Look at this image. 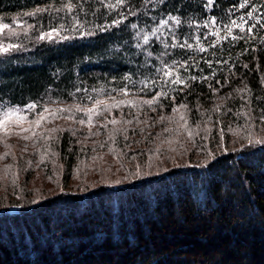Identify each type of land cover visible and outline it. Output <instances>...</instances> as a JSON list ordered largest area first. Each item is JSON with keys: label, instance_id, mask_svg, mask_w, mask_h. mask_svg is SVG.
I'll use <instances>...</instances> for the list:
<instances>
[{"label": "trees", "instance_id": "16d2710c", "mask_svg": "<svg viewBox=\"0 0 264 264\" xmlns=\"http://www.w3.org/2000/svg\"><path fill=\"white\" fill-rule=\"evenodd\" d=\"M149 1L0 0V21L23 23L0 54V116L114 109L30 145L56 174L0 192V264H264V0H154L180 42L146 51ZM212 19L199 49L192 26Z\"/></svg>", "mask_w": 264, "mask_h": 264}, {"label": "rangeland", "instance_id": "374dc122", "mask_svg": "<svg viewBox=\"0 0 264 264\" xmlns=\"http://www.w3.org/2000/svg\"><path fill=\"white\" fill-rule=\"evenodd\" d=\"M153 1L151 0L145 5L148 18L142 20H149L146 21L147 24L138 26L135 24L138 43L146 51L151 48L160 49L162 47L168 50L177 47L180 42L177 30L181 27V22L174 17L158 20L157 15L153 14L157 2L154 3ZM4 24L8 27L0 31V49L8 48L10 50L13 47L8 42L10 36L17 34L16 28L22 26L23 23L14 18L11 22L0 21V25ZM215 24L216 21L212 19L207 24L192 26L196 28L197 33L202 38V44L197 45V48H211L210 43L215 41L216 35L221 33ZM48 33L52 34L51 38L47 35ZM42 36L44 40L51 42L66 39V35L59 30L47 32ZM197 39L199 40V38ZM189 45L191 48L195 46L193 43ZM2 52L4 51L0 50V54ZM110 107L105 105L98 110L96 105L89 106L82 113L74 116L70 115L72 114L70 111L67 112L68 114H64L57 109L44 110L41 114L37 113L33 118L31 117L36 111L35 106L25 109L11 108L3 111L0 119H3L5 112H12L13 116L6 122V125L0 126V192L6 189L8 185L13 187L18 181L23 180V178L26 179V174L31 176L28 185L34 184L37 188H44V184H50L49 179L54 178L56 174L54 168L56 166L55 153L49 149L48 154H40L39 146L30 147V145L33 143L48 145L46 138L55 136L57 129H91L92 124L90 123L93 122L108 126L110 124L108 122L112 121L108 115L114 113V109L111 110ZM183 115V112H179L175 126L181 124ZM81 121L87 122V124Z\"/></svg>", "mask_w": 264, "mask_h": 264}, {"label": "snow or ice", "instance_id": "6c2138e0", "mask_svg": "<svg viewBox=\"0 0 264 264\" xmlns=\"http://www.w3.org/2000/svg\"><path fill=\"white\" fill-rule=\"evenodd\" d=\"M209 3H211V0H209ZM244 6H245L244 4H241L240 5V7H244ZM69 7H71V5H69ZM36 11L39 12V11H42V10L41 9H37ZM26 15H34V13H26ZM177 22H179V21H177ZM7 27H8V25H6V24L0 25V31H2L3 29H5ZM249 31H251V28H249ZM47 35L49 36V38H51V35L52 34L51 33H48ZM40 38L43 39L44 37L42 36ZM189 47H190V45H189ZM0 50H2L4 52H7L9 49L8 48H2ZM244 67L246 68L247 65H244ZM166 75H171V73L170 72L169 73H166ZM192 79L195 80L196 77H192ZM204 79H208V77H204ZM173 83L180 84V83H182V80L179 77H177L173 81ZM148 103H152V101H148ZM181 107H183V105H181ZM12 116H13V113L12 112H5L3 119H0V126L6 125V122L8 120H10L12 118ZM181 118L183 119V117H181ZM81 122L83 123V121H81ZM257 143H259V141H257Z\"/></svg>", "mask_w": 264, "mask_h": 264}]
</instances>
